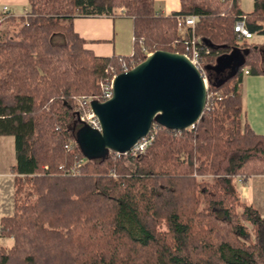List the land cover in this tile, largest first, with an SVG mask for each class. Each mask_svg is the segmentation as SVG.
I'll return each instance as SVG.
<instances>
[{
  "label": "trees",
  "instance_id": "obj_1",
  "mask_svg": "<svg viewBox=\"0 0 264 264\" xmlns=\"http://www.w3.org/2000/svg\"><path fill=\"white\" fill-rule=\"evenodd\" d=\"M178 4L161 14L154 0H27L23 14L4 17L18 28H0V135L12 136L14 155L13 209L0 216L12 242L0 246V264H264V217L234 184L264 174V134L241 118L240 95L244 70L264 73V44L233 30L243 16L250 33H264V0L247 12L239 0ZM114 12L131 18V52L95 55L72 19ZM188 14L193 26L180 30ZM191 37L206 92L219 96L192 126L152 121L141 151L86 158L76 99L102 100L100 80L122 63L185 53ZM233 50L238 61L216 70Z\"/></svg>",
  "mask_w": 264,
  "mask_h": 264
},
{
  "label": "water",
  "instance_id": "obj_2",
  "mask_svg": "<svg viewBox=\"0 0 264 264\" xmlns=\"http://www.w3.org/2000/svg\"><path fill=\"white\" fill-rule=\"evenodd\" d=\"M205 94L201 74L183 53L153 50L115 74L109 98L90 101L100 129L82 124L76 141L86 158L108 150L126 152L147 134L152 121L169 129L192 126Z\"/></svg>",
  "mask_w": 264,
  "mask_h": 264
},
{
  "label": "crops",
  "instance_id": "obj_3",
  "mask_svg": "<svg viewBox=\"0 0 264 264\" xmlns=\"http://www.w3.org/2000/svg\"><path fill=\"white\" fill-rule=\"evenodd\" d=\"M2 5H7V16L17 17L26 11L27 0H0V8ZM239 6L242 11L247 12L252 8V0H239ZM178 8V0H154L155 12L168 14ZM72 24L73 29L83 37L84 45L95 55H127L131 52L132 32L129 16L115 12L113 15L75 16ZM262 26L264 27L263 24ZM252 36L253 33L245 40L251 39ZM257 36V40L251 42L264 44V33H257ZM239 58V52L233 50L222 59H218L216 70L229 69L230 65L237 62ZM218 77L219 75L215 78ZM240 95L241 118L255 133L264 134V73L243 72ZM6 140L2 139L1 142L6 143ZM13 161L11 159L6 170L4 166H0V174L11 176L9 166ZM235 188L240 197L251 203L264 217V174L250 175L239 184H235Z\"/></svg>",
  "mask_w": 264,
  "mask_h": 264
},
{
  "label": "built area",
  "instance_id": "obj_4",
  "mask_svg": "<svg viewBox=\"0 0 264 264\" xmlns=\"http://www.w3.org/2000/svg\"><path fill=\"white\" fill-rule=\"evenodd\" d=\"M7 15V5H2L0 8V21ZM195 21V16L192 14H188L183 19H180L178 21V28L180 30L183 29L184 26H193V23ZM233 30L236 33L237 37H242L244 39L249 38L252 33L249 32V30L246 28L244 24V18L243 16L237 18L234 23H233ZM198 37H191L188 40L186 52L183 53L189 61L198 69L199 73L201 74V77L205 83V86L207 87V82H206V75L204 68L202 66L201 60H200V55H199V45H198ZM148 54V53H147ZM133 65V60H129L128 63H122L120 69L117 72L120 71H125L128 68H130ZM117 72H114L112 75L104 76L100 82L99 86L101 89V95H102V100L109 98L112 94V80L113 77ZM246 72V70H244ZM212 96H219L215 92H206L205 94V100L206 98L210 102L212 99ZM92 98L90 97H78L76 99V103L78 104V119L82 124L88 125L91 128L95 129H100L99 121L96 117V115L93 113L91 107H90V101ZM150 140V137H146V134L136 140V142L132 145L130 149L134 151H141L147 142ZM116 152V151H115ZM118 153V152H117ZM82 160L75 161L74 166H77ZM69 171H74V169L70 168ZM236 180L238 182H241L243 178L241 176H236Z\"/></svg>",
  "mask_w": 264,
  "mask_h": 264
},
{
  "label": "rangeland",
  "instance_id": "obj_5",
  "mask_svg": "<svg viewBox=\"0 0 264 264\" xmlns=\"http://www.w3.org/2000/svg\"><path fill=\"white\" fill-rule=\"evenodd\" d=\"M16 21V20H15ZM262 24L264 25V17L262 19ZM0 28L7 29V33L15 34V31L18 28V24L14 21H11L7 18H3L0 23ZM258 36L256 32H253L251 39H248L247 42L257 40ZM55 40H60V35H54ZM258 42V41H257ZM254 43V42H252ZM262 44V43H257ZM263 61L261 62V64ZM4 136V137H3ZM2 139H7L6 143ZM11 159L14 160L13 155V140L11 135H0V166H4L5 170L8 168L9 162ZM12 178V180H11ZM205 179H209V176H205ZM234 184H239V182L234 178ZM13 174L10 176L8 174H0V216L9 215L13 209ZM12 242L10 237L0 235V246H9Z\"/></svg>",
  "mask_w": 264,
  "mask_h": 264
}]
</instances>
